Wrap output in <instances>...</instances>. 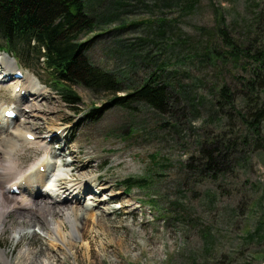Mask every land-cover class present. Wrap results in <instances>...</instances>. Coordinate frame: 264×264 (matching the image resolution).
Masks as SVG:
<instances>
[{
	"label": "rangeland",
	"instance_id": "1",
	"mask_svg": "<svg viewBox=\"0 0 264 264\" xmlns=\"http://www.w3.org/2000/svg\"><path fill=\"white\" fill-rule=\"evenodd\" d=\"M84 2L96 21L80 35L88 42L87 57L123 75L133 88L166 64L179 103L172 101L167 112L144 102L113 107L114 94L74 85L82 98L74 109L37 60L26 65L0 52V79L5 56V64H16L12 74L22 72L21 79L30 77L42 92L31 95L40 96L36 100H20L12 86L17 79L0 81V112L16 105L19 111L31 105V113L43 112L27 119L15 109L18 117L0 139L16 136L13 127L24 130L34 122L31 128L42 130L38 134L50 141L51 154L56 152L52 161H71L66 172L77 183L91 184L80 199L49 205L50 229L35 227L38 235L15 239L8 225H18V216L11 213L3 233L0 218V246L9 264H32L21 253L27 248L41 258L48 254L47 264H264V148L249 123L250 109L264 97L246 86L254 56L264 51V0ZM224 87L232 94L228 103ZM93 107L101 112L91 117ZM260 129L264 138V121ZM54 132L61 139L51 140ZM218 142L223 150L214 153L217 170L208 167L203 149L217 148ZM23 146L18 156L23 170L51 155L40 146ZM131 176L146 181L125 188L122 182ZM44 197L27 198L38 204L51 200ZM73 208L82 209L70 222L63 211ZM62 223L65 243L54 239Z\"/></svg>",
	"mask_w": 264,
	"mask_h": 264
},
{
	"label": "trees",
	"instance_id": "2",
	"mask_svg": "<svg viewBox=\"0 0 264 264\" xmlns=\"http://www.w3.org/2000/svg\"><path fill=\"white\" fill-rule=\"evenodd\" d=\"M95 27V17L88 12L84 0H0V51L10 53L18 61L25 60L26 65L37 60L50 75L54 89L67 105L74 108L82 102L74 85L114 94L110 99L113 107L132 108L134 103L144 102L156 110L167 112L171 110V105L179 103L168 81L166 64H161L142 85L134 88L123 81V75L94 64L85 54L88 42L80 41V35ZM220 31L229 38L223 28ZM258 53L254 56L256 67L246 86L262 91L264 97V51ZM120 92L125 94L118 95ZM221 95L227 103L232 101L228 87L221 89ZM257 99L259 103L250 109L252 120L249 123L258 135L257 144L264 148L260 129L264 121V99ZM100 112L101 108L93 107L90 115H99ZM215 147L204 148L203 152L208 156V167L218 170L214 153L223 150V147L219 142ZM144 181L131 176L122 183L125 188H133Z\"/></svg>",
	"mask_w": 264,
	"mask_h": 264
},
{
	"label": "bare ground",
	"instance_id": "3",
	"mask_svg": "<svg viewBox=\"0 0 264 264\" xmlns=\"http://www.w3.org/2000/svg\"><path fill=\"white\" fill-rule=\"evenodd\" d=\"M5 56L1 58V62L3 63L2 66L6 65V68L4 70L5 72L3 78L0 79V81L7 80L8 76H11V78L14 77L11 71L13 69V66L14 65L16 66V64L13 65L11 64V62L5 64L4 63L6 58ZM7 72L8 74H5ZM12 83H13L12 84L13 90L16 93V95L20 97V100L21 99L29 100L31 98H32L31 100H36L41 96L42 92L38 87V83L35 82L34 84V80H32L30 77H26L24 80L17 79ZM34 89L36 90L33 93ZM22 92H24V96H22ZM33 94H38L40 96L39 97L31 96ZM15 107H16L15 109L19 111V106L16 105ZM27 107H29L28 110L20 108L19 111L22 112L24 116L26 115L27 119L35 118L39 116L38 114L43 113L42 111L31 113L32 106L29 105ZM8 109H13V108H5L2 112H0V117L3 119V122L0 125V130L2 129V131H0V134L1 132H3V130L12 126V123L15 121V119L8 118L5 115V111ZM32 126H35L34 122L29 127L25 125L24 127H26V129L24 130L21 129L22 127L19 128L13 127L14 130H12V132L16 133L17 134L16 136L14 135L11 138L8 137V139H4V140L3 138L0 139V218L3 222V227L1 228V232L2 233L5 232L7 228L5 224L9 221L8 219L11 213L14 212L18 216L19 224L14 226L13 221H10L8 227L13 230L12 236L15 239H22L26 234H29L30 236L38 235L39 233L37 232L35 227H38L40 230H42V228L50 229V223L48 222V219H50V217L48 216V213H46L49 205L54 203V205L57 204L58 206H60L61 203L59 202H61L62 200L63 201L70 200L71 202V200H74V198L80 199V193H85L86 191L91 190V186H90L91 184L89 183L87 184L88 180L77 183L71 177V174L66 172L65 169L67 168L68 164L61 165L52 161V158H55L54 154H56V152L54 154H51L52 151L48 145L50 141L47 140L46 136L38 134L42 130L36 129V131H34L35 129L33 130L31 128ZM28 130L31 131V133L32 132L34 133V137L32 139L31 136L33 134L29 133ZM12 132H10L8 136L11 135ZM22 135L24 136V138L22 137ZM36 139H39L37 141L40 140L43 141L37 142ZM55 139H61V135L58 134L57 132L51 134V140H55ZM25 144L40 146L41 149L45 151H50L51 155L47 154L46 157L38 158V160L36 159L37 162L39 160L40 161L38 163L35 161L36 162L35 165H34L35 162H33L28 168H26V170L25 169L23 170L19 167L18 156L19 153L21 152V151L19 152L20 147H22ZM57 155H60V157L63 156L62 154L59 153H57ZM57 157L59 158V156ZM31 166H32L31 170L27 171ZM71 179L73 181L69 182V180ZM9 184H11L10 189L7 188ZM15 187L19 189L17 192L14 191ZM99 187L102 189V186ZM75 190H77V192L79 193L74 194L72 196V199L66 196L67 194H70L71 191H75ZM51 191L53 192L51 193ZM43 192L46 193V195H48L49 197L51 196L50 198L51 200H48V203L44 199L42 204H38L39 199H37L36 203H34V201L31 202L27 198L29 196L44 197L46 195ZM66 197H68L69 199ZM92 199H94L96 203V199L95 198ZM111 199H115V197L111 196L109 200ZM94 206L96 207V204ZM80 209L82 208H75V209L73 208L72 212L63 211L64 218L67 219L69 218L70 222L76 220L78 217V211ZM33 214H35L40 219H37ZM24 221L27 222V225H24L23 223ZM63 225L64 224L62 223L60 227L56 228V234L54 239H58L62 243H65L68 240L66 239L67 238L66 234L63 232V228H62ZM26 230L29 231L25 233ZM88 231H89V226L87 224L85 228V236H87ZM122 241L123 240H121L120 242ZM21 253L32 264H47L49 260L48 254L44 253V258L43 257L41 258L38 256L37 252L31 251L29 248L22 249ZM0 261H2L3 264H9L8 252L5 248H2L1 246H0Z\"/></svg>",
	"mask_w": 264,
	"mask_h": 264
}]
</instances>
